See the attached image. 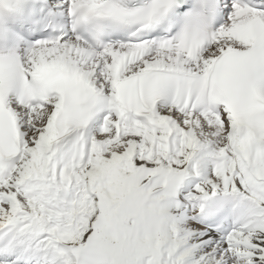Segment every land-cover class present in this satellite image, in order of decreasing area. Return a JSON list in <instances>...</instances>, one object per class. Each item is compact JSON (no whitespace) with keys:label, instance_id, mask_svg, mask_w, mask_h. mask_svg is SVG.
I'll use <instances>...</instances> for the list:
<instances>
[{"label":"snow or ice","instance_id":"obj_1","mask_svg":"<svg viewBox=\"0 0 264 264\" xmlns=\"http://www.w3.org/2000/svg\"><path fill=\"white\" fill-rule=\"evenodd\" d=\"M0 264H264V0H0Z\"/></svg>","mask_w":264,"mask_h":264}]
</instances>
